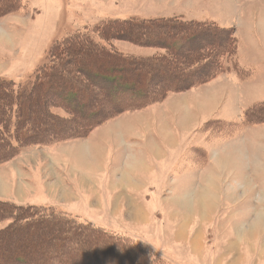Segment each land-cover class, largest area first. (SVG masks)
Here are the masks:
<instances>
[{
  "label": "rangeland",
  "instance_id": "1",
  "mask_svg": "<svg viewBox=\"0 0 264 264\" xmlns=\"http://www.w3.org/2000/svg\"><path fill=\"white\" fill-rule=\"evenodd\" d=\"M12 1L10 4L6 3L7 6L2 11L0 9L2 84L21 85L27 80L31 81L35 71L48 58L46 53L51 43L72 37L76 33L85 35L79 39L91 36L104 40L112 49L125 53L132 59L149 60L150 66H152L150 60L169 62L157 64L152 70L149 68L150 71L146 72L144 78L146 75L150 77V72L159 75L161 70L163 72L164 69L171 68L181 77L184 76L182 74L184 70L187 76L185 80L193 83L185 82L175 88H169L170 86L162 81L163 85L155 86L151 92L155 88L158 91L164 87L167 89L166 94L143 105L141 102L139 104L141 106L135 109L146 108L145 112L127 114L122 110L117 114L122 115L111 127L112 122L94 132L93 130L100 126L98 124L85 136L81 135L80 139L75 136L56 139L60 138L56 136L52 139L56 141L19 145L8 157L2 158L0 201H22L16 205L34 206L31 211L40 213L35 217L39 220L41 214H52L56 219L61 217L66 222L71 221L69 225L73 226L68 228L59 221L30 226L29 218L23 215L25 210L21 213L13 205H9V211L2 214L3 216L0 215V233L3 232L0 234L2 235L0 264H17L15 257L25 260H29V256L35 257V253L25 255L27 250L28 252L38 250L36 256H39L46 250L44 244L49 236L51 244L47 243L50 249L48 253L56 248L59 251L58 255L48 254L45 259L40 255L39 259L34 258V261H28L26 264H91L90 261L98 256L79 248L72 255L69 248L76 247L74 240L85 238L84 235L87 233L82 229L90 231L95 229L94 234L99 232L105 235L108 232L105 228L115 233L117 238L130 241L117 245L113 242L107 246L101 245L99 248L101 251L115 248L123 256V253L129 252L124 246L129 245L141 250L136 251L143 255V262H128L123 259L125 256L122 260L112 254L113 256L106 259L101 256L98 262L92 264H264V67L260 70L261 61L264 59V43L259 37L264 38V34H258L256 29H253L255 28L253 26H259L263 20L264 0ZM118 19H127L129 22L126 25L131 30L127 29L126 33L103 30L102 25ZM158 19L165 22H154L145 31L141 29L142 33L138 30L135 32L133 29L136 28L130 26L131 21ZM213 29H219L218 33L212 31ZM120 30L122 29H116L114 32ZM193 30L199 35V39L195 41L193 34L186 36ZM132 34L136 36L140 34L139 39L137 37L132 39L130 37ZM209 34L211 37L207 38ZM240 35L244 37V41ZM161 36L164 38L161 39ZM148 38L156 43L150 44L151 40ZM186 38L191 39V43L194 41L195 47L189 48L191 43H187ZM82 44L77 46L75 49L78 51L73 53L81 63V70L83 68L89 72L104 70L105 67L114 68L120 64L118 60L111 61L113 60L111 57L97 51L86 42ZM176 45L179 48L172 52V47ZM241 45L249 54L250 65L255 66L251 78L242 84L244 90L240 86V90L249 94H241L250 96L249 100L255 97L262 99L243 112L242 124L236 126L220 122L219 116L211 118L214 111L224 109L220 99L222 97L225 102L228 101L225 97L229 90L235 91L234 86L221 85L220 91L216 92L219 93L216 100L207 101L213 98L215 93L208 95L206 92L205 99L199 97L196 99L195 94L189 93L191 97H178L175 106L173 102L166 103V95L181 94L198 86L202 87L219 75L228 74L233 70L242 75L236 61L240 57ZM63 47L65 46L62 45L60 49H64ZM66 50L65 48L61 51ZM197 50L201 54L198 52L194 55ZM188 56L189 59L186 60ZM201 62L203 64L209 62V65L199 70L198 65ZM63 65L66 67L62 68L67 69L66 76L73 78L76 70L73 74L70 66ZM129 67L131 69L128 74L121 72L123 76L130 78L142 73L140 70L143 68L139 65ZM145 68L144 70H147ZM155 68L158 70H154ZM157 77L152 79L156 84ZM148 80L144 79L147 85ZM85 82L88 83V80ZM96 87L92 85L89 90L99 91ZM250 88L254 92H250ZM87 90L83 89L84 92ZM261 90L262 92L256 94ZM145 93L150 92L147 90ZM236 98V94L233 93L232 109L227 115L231 119L237 115ZM45 99L47 103L55 102L52 97L47 99L44 96ZM128 99L130 101V98ZM43 103L45 107V101ZM95 103L92 108L101 107L109 110L112 102L99 96ZM192 103L198 106L199 112H188L187 108H193L190 106ZM80 104L82 102H79ZM50 109L53 115L51 111L47 112L53 117L45 114L46 108L44 113H41L42 116L36 109L29 115L30 119L32 115L33 120L27 122L33 127L36 119L53 122L55 114L60 117L70 116L62 107ZM91 112L92 109L81 111L80 115L76 116L79 123L75 125L71 123L69 128L72 131L79 130L82 124L90 121V116L94 117ZM4 113V118L0 121V134L4 132L3 136L1 134L2 140L0 139L2 146L7 143L5 136L7 139L10 137L13 143L11 121L13 125L19 123L16 115L15 119L12 118L14 112H10L8 116L5 111ZM204 114H207V118L193 126L196 123L195 119L199 121ZM44 127L45 125L39 128L36 135H56L53 133L55 127L51 125L48 129ZM24 131L26 130L21 127L20 136L30 137L29 129L25 134ZM92 131L94 137L90 136ZM127 135L144 136L142 138L145 140L144 145L149 144L154 153L157 148L156 155L150 150L152 156L143 155L140 158L138 154L142 151L141 143L132 144L133 154L129 152L128 154L134 157L137 155L139 156L137 159L143 160L139 168L131 169V173L137 179L132 180L135 185H131L129 174L124 172L130 170L129 166L124 164L122 170L108 163V160L115 161V157L121 155V150L125 149V146L120 147V153L112 155L111 147L115 144L114 149L117 150L118 142ZM87 136L90 137L85 141ZM5 148L2 151H6ZM122 153L126 158L125 152ZM79 156L83 157V162H80ZM123 160L120 162L121 165ZM105 169H109L105 172L106 179L95 176L98 173L101 177L100 173ZM74 174L77 182L81 183L80 187H92L94 181L92 191L95 196L92 192H86L88 188L82 190L72 185ZM126 176L128 181L124 180ZM84 179H87L88 184L84 183ZM107 187L112 191L110 192ZM67 188H71L72 193H68ZM90 193L94 197L92 202L88 203L87 194ZM110 194L112 197L115 195L112 201ZM91 222L102 229L95 228ZM12 226L14 228L19 226L20 229L12 230ZM61 244L69 247L68 250H63L64 253L70 254L69 260L64 261L66 255L63 256L61 253L59 246ZM11 260L13 262L8 263Z\"/></svg>",
  "mask_w": 264,
  "mask_h": 264
},
{
  "label": "trees",
  "instance_id": "2",
  "mask_svg": "<svg viewBox=\"0 0 264 264\" xmlns=\"http://www.w3.org/2000/svg\"><path fill=\"white\" fill-rule=\"evenodd\" d=\"M10 2H13V1L12 0L11 1L0 0L1 11L7 6L5 4L6 3L10 4ZM157 21L160 23L165 22L163 19H158V20H154V21H147V20L135 21V22L131 21L130 26H133L134 28H136V29H133L135 32H136V30H138L139 33H142V31H145L146 28H150L151 27L150 25H152L154 22H157ZM128 22L129 21L127 19L126 20H122V19L113 20L107 24H104L105 26L102 25L103 26L102 28L106 32L110 31L113 33H126L127 29H130V27L128 25H126ZM166 22H168V21H166ZM127 27H129V28H127ZM119 28H121L122 30H120L119 32H114L116 29H119ZM141 29H142V31H141ZM212 31H214L215 33H218L219 29L218 30L213 29ZM135 34L134 35L132 34L133 36L131 35L130 37L132 39H134L135 37H137L139 39L138 36H140V34L138 36H136ZM190 34H193V40L194 41L197 38L199 39V35L196 33V31L193 30L191 33L187 34L186 36H189ZM210 35L211 34H209L206 37L208 38ZM83 36H85V35L76 33L72 37H65L62 40L53 41L51 43V45L49 46L47 53H46L48 58L45 60L44 64H42V66L35 71L31 81L27 80V82H25L21 85L11 84L8 86L5 84H2L3 82H0L1 83L0 84V101H1V103H0V121H1V118H4V115H5L4 111H5L7 113V116L10 115V112L11 113L14 112V115L12 118L15 119V115H16L17 121L19 122V123L16 122L17 123L16 125H18L17 127H16V125H13V123H11V126H12L11 135H12V138H14V140H15V141L13 140V143L10 141V139H9L10 137H8V139H7V137L5 136L4 138L7 141V143H4L5 146H2V143H1L2 138L1 137L3 136L4 132H1L2 136L0 134V139H1L0 140V160L2 158H5L6 156L8 157L11 154V152L14 149H16L19 145H21V146L25 145L26 146V145L33 143V142L35 144L41 143L43 141L50 142L53 138H56V136L60 137V138H56V139L69 138L70 136H72V137L75 136L78 138L81 135L85 136L86 133L90 129H92L93 127H96L98 124L100 125V123L101 124L103 122L105 123L108 119L112 120L113 117H115L117 114H119L120 111H122V110L125 112H131L130 110L135 111L136 107H140L141 105H143L147 102H152L154 100V98H157V97H159V99L162 98L166 94L165 93L167 91L166 88L162 87L158 91H156L157 89L155 88V90L153 92H151V90L155 86L161 87L163 85V83H165V82H166L165 84H168L170 86L169 88H175V87L179 86L178 84L182 85L183 83L185 84V82L191 83V84L193 83V82H189V81L185 80L187 76H185L184 70L182 72V74H184V76L181 77V76H178L179 74L175 73L170 68L167 70L164 69L163 72H162V70L161 71L159 70L160 71L159 75H156L155 72H153L152 74L150 72V77L148 75L145 76V78L149 79L147 81V82H149V84L147 85L144 82V79H145L144 75L146 74L147 71L148 72L150 71L149 68H151V70H152L154 68V66H156L157 64L169 63L168 61L159 62L160 60H150L151 61L150 64L152 65V66H150L148 63L149 60L145 61L142 59H135V58L132 59L130 57H127L126 54H123V53H121L115 49H112V47L109 45V43L107 44L104 40H101V39L98 40L96 37L93 38L91 36L90 37L87 36L84 39H79V37H83ZM162 37L163 36H161V39H162ZM137 38H135V39H137ZM148 40H151V39L148 38ZM190 40L191 39L186 38L187 43H189ZM194 41H193V43L190 42L191 45H189V48H191L192 46L195 47ZM82 42H86L87 44H89V46L95 48L97 51H99V52L101 51L103 54L108 55L109 57H111L113 59L111 61L117 62V60H118V62L120 64H118V66H114V68L113 67H108V68L105 67L104 70H102V69L96 70V71L90 70V72L84 68L81 70V63L79 62L78 59L75 58V55H73V53L78 51V49H75L77 46L83 45ZM155 43L156 42H153V40H151L150 44H155ZM207 44H208V42L206 43V45ZM62 45L65 46L63 48L64 49L66 48L67 49L66 51H61V50H64V49H60V47H62ZM201 47L202 46H200V49H201ZM178 48L179 47L176 45V46L172 47L171 51L176 52ZM195 52L196 53H194V55L198 54L199 51L197 50ZM71 55H73V56L71 57ZM188 59H189V56L186 60H188ZM63 64L70 66L73 69V70H70L73 74H74V71L76 70V74L73 76V78L66 76V74H68V73L66 71L67 69L62 68V67H64V68L66 67ZM105 64H106V62H105ZM201 64L198 65L199 70H202L206 66H208L209 62L208 63L205 62V64H203V62H201ZM210 64H211V62H210ZM129 65H139L141 68H143L142 70H140L142 73L141 74H135L134 77H130V78L126 77V75L123 76L121 74V72H126L128 74V71L131 69L129 67ZM144 68L147 70H144ZM196 69H198V68H196ZM154 70H158V69L155 68ZM77 72H78V74H77ZM72 73H71V75H73ZM187 74H188V72L186 73V75ZM153 77L158 78L157 84L154 83V81L152 80ZM48 78H49V80H48ZM51 78H53V80L50 81ZM84 79L88 80V83L85 82ZM162 81H163V83H162ZM62 82H64V83H62ZM6 83H8V82H6ZM92 85L93 86L96 85L97 86L96 89H98L99 91H97L95 89L89 90L90 87H92ZM86 88L88 90H87V92H84L83 89H86ZM147 90H148V92H150L149 94L145 93ZM155 91L160 92V94H157ZM87 95H89L90 97ZM44 96H46L47 99L52 97V100H54L55 102L54 103L53 102L47 103L46 99L44 100ZM83 96H85L86 98H84ZM99 96L100 97L102 96V98L104 97L107 99V101L109 100L112 102L110 104L109 110H105L104 108H101V107L100 108H92L93 106L96 105L95 100H96V98L98 99ZM88 97H89V99H88ZM38 98H39V100H38ZM128 98H130V101ZM44 101H45V107H43ZM79 102H82V104L79 105ZM141 102H142V104L139 105ZM98 103H100V102H98ZM86 104H87V106H86ZM58 106L65 109L66 112H69L70 116L69 117H60L57 114H55L54 115L55 117L53 118V122H42V121H40V119H36L35 120V126H33V127L31 126V124L29 122H27L29 120H33L32 115H31V119H30V116H29L30 112L32 113L33 111H35L37 109V111L40 112V116H42L41 113H44L45 108H46V112H47V110L49 112V111H51V109H50L51 107H58ZM3 109H4V111H3ZM88 109H92L91 113L94 115V117L90 116L89 117L90 121L88 120L87 123H85L84 125L82 124V126L79 130H73L72 131L69 128L70 124L71 123L72 124L74 123V125L78 124L79 122H77L78 120H77L76 116L80 115L79 113L81 111H87ZM48 112L45 114L48 115L49 117H53V116L49 115ZM51 114L53 115L52 111H51ZM7 125H8V122H7ZM43 125H45L44 128H46V129L49 128V125L55 127L53 133L56 135L55 136L54 135L53 136L52 135H49V136L36 135L37 134L36 131L39 128H42ZM21 127L23 129H25L26 131L29 129L30 137L20 136L19 130L21 129ZM26 131H24V134L26 133ZM16 132H17V136H16ZM45 137L47 139H45ZM20 138H21V140L19 141ZM56 139H54L52 141H56ZM4 148L7 150L2 151ZM10 203H12V202H10ZM10 203L8 201H0V215L1 216H3L2 214H6L7 211H9V209H10L9 205L10 206L13 205V207L18 209L21 213H22V210L23 211L25 210V212H23L24 213L23 215H26L25 218H29L30 226H35L36 224H41V223H46V222L49 223L52 221H55V222L59 221L62 224L66 225L67 227L73 226V225H69V224H71L70 223L71 221L68 220V222H66L61 217L56 219L55 216L52 214H47V215L41 214L42 217L39 220L38 218H35V217H37L40 213H36V211H33V210L31 211V209H34V206H29V207H31V208H29V207L16 205L14 203H12V204H10ZM15 220H17V219H15ZM84 225L86 226L88 224H84ZM27 226H29V224ZM95 228L98 229V227H95ZM11 229L13 230V229H20V228H19V226H17L16 228H14V226H12ZM73 229H75V228H73ZM82 230H83V232L87 233L88 235L87 234L84 235L85 238H82V240L80 238L74 240L73 243H74V245H76L75 248L65 247L63 244L59 245V246H61L60 249H61V253L63 254V256L66 255V258L64 259V261L66 259L69 260L68 257H70L69 256L70 254L64 253L65 251H63V250H65V249L68 250V248H69V252L73 255V253L75 251H78V248H79L82 250H89V252L91 249L90 253H93L96 256H98V258L94 257L90 261L91 264L93 262H98L97 259H99V257L102 258L101 256H103L104 259H106V258H110L111 256H113L112 254H114V257H120L121 259L123 256H125V258L123 257V259L128 261V262H131V261L134 263H138V262L142 263L143 262V257H142L143 255L136 251L139 249H134V248L130 247L129 245L124 246L128 249L129 252L123 253V250H122V253L124 254L123 256L120 255L119 252L115 248H113L112 250H111V248H109L107 251H101V249H99L101 247V245L107 246L111 242H113L114 244L117 245V244H122L123 242H127L130 240L124 239L121 237L117 238L116 237L117 235H115V233L113 234L112 232H109V231L105 233V235H106L105 236L104 234H100L99 232H97V234H94V232H96V231H93V230H95V229L92 230L93 232L90 230H84V229H82ZM82 230L77 229V231H82ZM2 233H0V234H2ZM0 236H2V235H0ZM34 236H36V235H34ZM96 238L100 239L101 241L100 240L99 241L94 240ZM47 239L48 240L45 242L46 244H44V245H46V247L48 249L46 248L45 251L43 250L42 253L39 254V256H36L39 253L38 250H32L29 252L27 250V251H25V253H26L25 255L29 256L30 254L35 253V255H34L35 257L30 258V256H29V260L28 259L25 260L23 258L15 257V262H17V264H20L22 262L26 264L27 261H30V262H32V260L34 261V258L39 259L40 255H41V258H44V257L47 258L48 254H49V256L50 255L52 256V254L57 256L59 251H57L56 248H55V250H51L52 253L51 252L48 253L50 250L48 244H51V241L49 240L50 236ZM120 247H122V245ZM96 248H97V250H95ZM139 251L141 252V250H139ZM16 254H20V253H16ZM23 254H24V252H23ZM25 255H23V256H25ZM0 257H2V256L0 255ZM104 259H102V260H104ZM11 262H13V260L8 261V263H11ZM107 262H109V261H107ZM42 264H45V263H42ZM130 264H132V263H130Z\"/></svg>",
  "mask_w": 264,
  "mask_h": 264
},
{
  "label": "crops",
  "instance_id": "3",
  "mask_svg": "<svg viewBox=\"0 0 264 264\" xmlns=\"http://www.w3.org/2000/svg\"><path fill=\"white\" fill-rule=\"evenodd\" d=\"M264 15V14H263ZM253 27H255V28H253V29H256V31L258 32V34L260 33V34H264V16H263V20H262V22H261V24L259 25V26H253ZM255 32V31H254ZM256 33V32H255ZM241 36V35H240ZM261 39H262V41H263V43H264V38H262L261 36H259ZM241 38H242V41H244V37L243 36H241ZM244 47L241 45V47H240V57H239V60L237 59L236 61H237V65H238V68L240 69V71H242V75H240L239 73H238V71H236V70H233V71H231V72H229L228 74H223L222 76L221 75H219V76H217V77H215L214 79H212L210 82H207V83H205L202 87H200V86H198L197 88H194V89H192V90H189V91H186V92H183V93H181V94H168V95H166L167 97H166V103L167 102H169L170 104L173 102V105L175 106V104L176 103H178L177 102V99H178V97H180V96H186V97H191V96H189V93L190 94H195L196 96V99H198V97L200 98V99H205L206 98V96H205V93L206 94H208V95H211V94H213V93H215L213 96V98H211V99H209V100H207V101H212V99H217V95L219 94V93H216L218 90L220 91V89L219 88H221V85H228V86H230V87H232V86H234V88H235V91H234V89H231V91L234 93V94H236V96H237V98L235 99V105H236V108H237V115H235V118H233V119H231V118H229L227 115H228V113L231 111V109H232V92L230 91H228V95L225 97V98H228V101H224L223 99L224 98H222L221 97V99H220V101H221V103L223 102V106H222V108H224V109H219L218 111L216 110V111H214V115L211 117V118H213V117H217V116H219L220 117V122H227L228 124H230V123H232V124H236V126H238V124H242V121L244 120V111L245 110H247V109H249L254 103H257V101H262V99H260V98H257V97H255V98H253L252 100H249V97L248 96H245V95H243L244 93H246V94H249L247 91L245 92V91H242V90H240V86H242V84H244V82H247V80L249 79V77L251 76V74L253 75V73L255 72V66L254 65H250V58H249V54L247 53V52H245L244 51V49H243ZM242 53L244 54V55H242ZM123 54H125V53H123ZM250 55H251V53H250ZM262 62V63H261ZM260 63L262 64V66L260 67V70L264 67L263 66V63H264V59L261 61ZM259 70V71H260ZM244 71V72H243ZM258 71V72H259ZM258 72H257V74H258ZM251 78V77H250ZM226 79V80H225ZM264 86V85H263ZM243 87V90H244V86H242ZM239 91V92H236V91ZM264 90V89H263ZM252 91V88H250V92ZM252 92H254V91H252ZM260 92H262V90L261 91H259V92H256V94L257 93H260ZM241 93H243V94H241ZM264 100V99H263ZM158 104V103H157ZM157 104H153L154 106L155 105H157ZM153 105H150V106H153ZM150 106H148V107H150ZM190 106H192L193 108H187V110H188V112H191V113H195V112H199L200 110H199V108H198V106H196L195 105V103H192ZM147 107V108H148ZM218 108V107H217ZM146 108H144V109H137V110H135V111H132V110H130L131 112H126L127 114H133V113H141V112H145L144 110H145ZM176 110H173V112H175ZM187 112V114H189V115H191V113H188ZM219 112H221L222 113V115L219 113ZM125 113V112H124ZM123 113V114H124ZM186 114V115H187ZM213 114V113H212ZM223 114H225V115H223ZM122 115V114H121ZM121 115H118V116H115V117H113V119L112 120H107L105 123L103 122L102 124H100V126L99 127H97V128H95L93 131L95 132V131H97L98 129H101L102 127H104V126H106V125H108L109 123H111V125H110V127L112 126V124L116 121V119L117 118H119ZM211 116V115H210ZM240 116V117H239ZM187 117H189V116H187ZM205 118H207V114H204L202 117H201V119L199 120V121H197L196 119H195V121H196V123L193 125V126H196L197 124H199L200 122H201V120L202 119H205ZM238 118H239V120H238ZM203 121V120H202ZM199 122V123H198ZM11 123H12V121H11ZM247 127H249V125H246ZM264 126V125H263ZM192 127V126H191ZM194 128V127H193ZM237 128V127H236ZM92 131V132H93ZM158 131H159V129H158ZM91 132V131H90ZM94 132L92 133V134H90V136L91 137H94L93 135H94ZM155 134V133H154ZM159 137H160V134L157 132L156 133ZM155 134V135H156ZM90 136H87L84 140L86 141V139L87 138H89ZM144 136H132V135H127V136H123V138L122 139H120V141L118 142V146H117V150L116 149H114V146H115V144L111 147L113 150H111V151H113L112 152V155H113V153L114 154H116V152H118V153H120V150H121V148L120 147H123V146H125V149L124 150H121V155L120 154H118L117 155V157H115V161H112V160H108V158H107V160H108V163L111 165V166H117V167H115V168H121L122 170L124 169V164H126L127 166H129L128 168H130V170H128V172H126V171H124L126 174L128 173L129 174V178H130V181L129 182H131V185H135V183L133 182V181H137V179H135V176H133V174L131 173V169H135V168H139L141 165H142V163H143V160L141 161V159H137V157H139L140 156V158H141V156H143V155H145V156H152L151 155V153H150V150L152 151V153L154 154V155H156V152H157V148H155V153L153 152V150L154 149H152V147L149 145V144H147V145H144V141L145 140H143L142 138H143ZM139 138H140V141H138L139 140ZM154 138H155V136H154ZM83 140V139H82ZM76 141H80V140H76ZM136 142H140L141 144V146H142V151H141V153L140 154H138L139 156H130V154H133V151H132V148H133V146H132V144H134V143H136ZM151 142V141H150ZM120 143H121V145H120ZM126 143L128 144V145H126ZM151 145H153L154 147H155V145L153 144V142H151ZM119 148V149H118ZM40 149H43V148H40ZM127 150V151H126ZM122 152H125L124 154L126 155V158H124L123 157V153ZM128 152L130 153V154H128ZM65 156V155H64ZM115 156V155H114ZM113 156V157H114ZM106 157H107V155H106ZM122 159H124L123 160V163H122V165L120 164V162L122 161ZM103 172H101L100 173V175H101V177H99L98 175V173L95 175V176H97V178H104L105 177V179H106V176L105 175H107V173H105L106 171H109V169L107 170V169H105V170H102ZM73 176V179H72V185L74 186V187H76V188H78V189H82V188H84V187H80L81 186V183H78L77 182V177H76V174H74V175H72ZM94 176V177H95ZM125 181H128V176H126L125 177V179H124ZM133 180V181H132ZM109 181H110V179H109ZM94 187V181H93V184H92V187H86V188H84V189H87L88 188V191H86V192H92V193H94V191H92V188ZM67 189H69L68 190V193H72V189L71 188H67ZM67 189H66V191H67ZM97 189V188H96ZM105 189V188H104ZM107 189L111 192L112 190L111 189H109L108 187H107ZM83 190V189H82ZM114 192V191H113ZM92 193H90L89 195L87 194V196H89L88 197V199H87V201L86 202H92V200H93V197L95 196V193H94V196H93V194ZM115 193H117V192H115ZM112 194V193H111ZM110 194V195H111ZM84 195H86V194H84ZM109 195V196H110ZM91 196H92V198H91ZM115 196V195H114ZM114 196L112 197V195H111V201L114 199ZM102 199V201H103V198H101ZM7 201H10V200H7ZM111 201H110V203H111ZM10 202H13V203H15V204H18V203H20V202H22V201H17V200H12V201H10ZM95 202H98V201H95ZM19 205H22V204H19ZM91 224L92 225H95L94 223H92L91 222ZM96 227H98V228H101L102 229V227H99V226H97V225H95ZM104 229V228H103ZM106 229V231H110V229H108V228H105ZM111 232V231H110Z\"/></svg>",
  "mask_w": 264,
  "mask_h": 264
},
{
  "label": "bare ground",
  "instance_id": "4",
  "mask_svg": "<svg viewBox=\"0 0 264 264\" xmlns=\"http://www.w3.org/2000/svg\"><path fill=\"white\" fill-rule=\"evenodd\" d=\"M124 37V36H123ZM97 66V65H96ZM79 158L81 159L80 162H83V157L79 156ZM85 160V159H84ZM83 180V179H82ZM87 179H84V183L88 184V182L86 183ZM82 240V239H81ZM82 242V241H81ZM91 244V243H90ZM92 245V244H91ZM91 250V249H90ZM89 251V250H88ZM91 252V251H90ZM98 260V259H97ZM33 261V260H32ZM28 262V261H27Z\"/></svg>",
  "mask_w": 264,
  "mask_h": 264
}]
</instances>
